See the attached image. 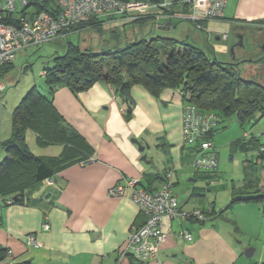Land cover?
I'll list each match as a JSON object with an SVG mask.
<instances>
[{
	"label": "crops",
	"instance_id": "obj_1",
	"mask_svg": "<svg viewBox=\"0 0 264 264\" xmlns=\"http://www.w3.org/2000/svg\"><path fill=\"white\" fill-rule=\"evenodd\" d=\"M209 4V0H199L197 12L205 13ZM261 23H264V0H228L222 19L205 23L204 32L190 25L185 36L199 41L203 34L208 41H221L222 35H227L225 40H228L229 35L223 31L231 29L237 38L243 35L247 42L245 47H235L237 59L238 55L252 52L253 39L247 35V29ZM178 27L173 23L163 28ZM213 49L212 55L218 59L216 48ZM136 88L145 101L143 107L141 99L133 93ZM132 95L137 104L133 115L127 118L122 97L109 84L97 83L79 95L67 87L57 89L56 108L80 135L74 141L73 161L60 169L52 185L44 183L45 189L38 185V192H32V199L25 205H7L11 196H0V248L11 251L6 261L13 264H159V261L162 264H263L264 247L257 261L246 257L244 252L252 247L253 239L264 236V202L238 201L226 210L233 200V188L219 175V168L216 173L195 170L199 149L183 143L184 102L179 90L165 89L156 97L136 85ZM146 131L163 135L160 148L153 149L152 155L146 152L153 147L144 137ZM133 136L143 137L138 140L146 146L143 152L136 142H131ZM37 146L47 150L42 154L44 157L61 156L68 150L65 144L52 149ZM157 150L164 155L162 161L157 159ZM5 154L2 152L0 161ZM144 154L147 161L142 160ZM169 169L174 171V190L181 208L188 212L199 210L205 219L163 220L160 228L167 238L158 255L139 263L131 254L123 256L122 251L132 227L142 225L146 217L132 200L130 191L112 195L110 190L132 178L142 180L148 190H154L161 186ZM46 223L48 229L44 228ZM182 230L192 234V239L179 237ZM31 234L41 243L40 247L27 245Z\"/></svg>",
	"mask_w": 264,
	"mask_h": 264
},
{
	"label": "trees",
	"instance_id": "obj_2",
	"mask_svg": "<svg viewBox=\"0 0 264 264\" xmlns=\"http://www.w3.org/2000/svg\"><path fill=\"white\" fill-rule=\"evenodd\" d=\"M41 11L55 14L53 0H30L29 7L23 13L32 16ZM4 21L13 23L8 18ZM133 22L145 24L149 20L138 19ZM105 23V20H98L75 25L64 29L60 36L79 31L86 25H96L94 27L97 30H102ZM246 61L249 60L235 59L234 62H222L208 55L202 48L169 37L143 38L128 42L122 48H110L99 53L92 49L82 50L79 45L69 44L64 55L55 57L54 66L44 71L47 93L32 88L12 112V136L4 143L6 154L0 161V196H11L9 199L11 203L7 200V205H25L32 199L30 194L34 187L42 183L52 185L60 169L73 161L74 141L80 135L54 104L55 92L60 87H67L74 95H79L97 83L109 84L114 88V92L122 97L125 113L129 116L127 118L133 115L136 108L137 102L132 95V88L136 85H141L156 97L165 89L179 90L183 102L186 100V94L190 93V102L203 112H214L219 117L217 127L207 137L213 143V136L222 128V123L232 117H235L243 127L248 122L254 125L257 121L255 114L258 112L264 118V83L246 80L236 72V67ZM13 64L14 62L0 66V78H4L13 68ZM35 121L42 125L45 134L52 132L55 136L56 134L61 136L68 150L57 157H44L31 152L26 142V133ZM244 137L255 139V136L248 132H245ZM237 144L238 140L232 143V147H236ZM184 145L198 147L199 153L202 154L200 143ZM263 147L264 144L255 151L254 161L260 162L264 159ZM211 150L218 158L214 143ZM217 170L200 171L216 173ZM48 178H53L54 182L47 184ZM140 184L146 189L149 188L142 180ZM252 192L261 194L249 196ZM236 194V190L233 189V200L226 210L231 209L238 201L263 202L264 167L261 184L256 190L242 196ZM8 251L0 248V264H13L6 263Z\"/></svg>",
	"mask_w": 264,
	"mask_h": 264
},
{
	"label": "built area",
	"instance_id": "obj_3",
	"mask_svg": "<svg viewBox=\"0 0 264 264\" xmlns=\"http://www.w3.org/2000/svg\"><path fill=\"white\" fill-rule=\"evenodd\" d=\"M198 1L53 0L55 14L41 11L31 16L23 13L29 7L30 0H0V66L14 62L18 53L28 46L51 42L57 39L64 29L93 20L123 18L125 21H134L148 16L155 18L156 25L160 28L177 21H189L196 29L205 31V23L223 18L228 0H209V8L205 13L197 12ZM7 18L13 23L5 22L4 19ZM222 38L225 40L227 35H222ZM6 89V83L0 78V96ZM190 99L191 95L187 93L183 107V143H200L202 154L199 153L194 160L196 171L217 170L219 159L211 150L213 143L207 137L217 127L219 117L214 112H203L190 102ZM173 173V169L167 170L161 186L154 190L144 188L136 178L128 179L125 185L119 184L110 190L112 195H124L126 191H130L132 200L146 217L142 225L132 227L122 251L123 256L131 254L139 263L156 258L167 238V234L160 228L165 219H205L199 210L188 212L181 208L174 190ZM53 182V178L46 180L47 184ZM8 203H11V200H8ZM44 228L48 229L49 224L46 223ZM179 237L192 239V234L182 230ZM27 245L40 247L41 243L31 234L28 235ZM10 255L11 251H8L7 257ZM159 264H162L161 261Z\"/></svg>",
	"mask_w": 264,
	"mask_h": 264
},
{
	"label": "rangeland",
	"instance_id": "obj_4",
	"mask_svg": "<svg viewBox=\"0 0 264 264\" xmlns=\"http://www.w3.org/2000/svg\"><path fill=\"white\" fill-rule=\"evenodd\" d=\"M140 19H147L149 22L142 24L133 21H125L123 18L105 20L106 23L102 30H97L96 27H94L96 25H86L85 28L79 31L69 33L65 36H59V38L42 45L30 46L20 52L13 68L7 72L3 78V81L7 85V89L5 95L0 97V156L2 152H6L3 147L4 143L12 136V112L19 106L23 98L32 88L35 87L43 93H47L44 71L54 66L55 57L64 55L69 44L79 45L82 50L92 49L94 52L99 53L110 48H122L128 42L141 40L143 38L169 37L199 46L211 56L215 54L213 49V47H215L216 54L220 61L232 62L233 60L232 47L238 42V38L231 29L223 31V34L226 33L229 35L228 40L208 41L205 36L201 34V38L197 41L192 38L189 39L187 37L189 35L185 36V34L189 32L188 28L190 30V25L194 26L189 21H177L176 24H178L180 28L166 29L157 26L156 19L153 17L147 16ZM95 24L102 25V23ZM251 30H253V32ZM247 35H250L253 39V49L252 52H248L245 56H237L238 60L247 59L249 61L237 66L236 72L240 77L246 80L264 83V55H262L258 48V43H264V23L251 26L250 29H247ZM244 43L245 45L247 44L245 41ZM222 50L224 54H221ZM250 60L252 61L250 62ZM138 92L139 88H136L133 93L136 94L135 96L137 98L141 99ZM144 102V99L140 100L142 107L144 106ZM126 117H129L127 113ZM255 117L257 121L254 125L248 122L244 127L240 125L235 117H232L223 122L222 128L213 136V143L220 161L219 175L232 185V188L237 192L236 196L246 195L249 191L256 190L262 178L264 159L260 162H256L253 158L255 151L264 144V118L260 116L259 112L255 114ZM103 128H105L104 124ZM245 132L255 136V139L244 137ZM161 136L163 135L146 131L144 137L149 141V144L153 146L152 149H147L146 152L152 155L153 149L156 150L160 148ZM141 138L143 137L133 136L130 140L131 142H135V140L141 141ZM26 139L31 152L40 156L47 150L39 149L37 146L39 143H42L41 145H44L43 147L46 149H52L57 145L62 146L65 143L63 138L58 134H56V136L53 135L52 132L45 134L42 125L38 121H35L27 130ZM237 140V146L232 147V143ZM38 141L40 142L38 143ZM156 152L157 159L162 161L164 155L160 150ZM4 158L5 157L1 160ZM250 183L254 185H248ZM40 186L42 187L41 189H45L44 183L40 184ZM34 188L33 192L37 193L39 186ZM259 194H261V192H252L249 196H256ZM252 244V247L257 249V253L250 259H255L257 261L264 247V236L253 239Z\"/></svg>",
	"mask_w": 264,
	"mask_h": 264
},
{
	"label": "water",
	"instance_id": "obj_5",
	"mask_svg": "<svg viewBox=\"0 0 264 264\" xmlns=\"http://www.w3.org/2000/svg\"><path fill=\"white\" fill-rule=\"evenodd\" d=\"M236 46L245 47L244 36L243 35H239L238 36V42L232 47V55H233L232 57H233V59H235V53L234 52H235V47ZM135 142L139 145L140 151L143 152L145 150L146 146H143L138 140H135ZM142 160L147 161V154H144L142 156ZM14 198H16V197H14ZM255 251H256V248L248 247V248L245 249L244 253H245L246 257L250 258V257L254 256Z\"/></svg>",
	"mask_w": 264,
	"mask_h": 264
},
{
	"label": "flooded vegetation",
	"instance_id": "obj_6",
	"mask_svg": "<svg viewBox=\"0 0 264 264\" xmlns=\"http://www.w3.org/2000/svg\"><path fill=\"white\" fill-rule=\"evenodd\" d=\"M258 48L260 49L262 55H264V43H258Z\"/></svg>",
	"mask_w": 264,
	"mask_h": 264
}]
</instances>
